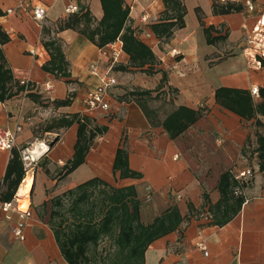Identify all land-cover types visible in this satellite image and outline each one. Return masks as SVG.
Returning a JSON list of instances; mask_svg holds the SVG:
<instances>
[{
    "label": "crops",
    "instance_id": "0c3cea01",
    "mask_svg": "<svg viewBox=\"0 0 264 264\" xmlns=\"http://www.w3.org/2000/svg\"><path fill=\"white\" fill-rule=\"evenodd\" d=\"M172 1L184 8L179 21L182 12L176 7L166 14V0H122L129 13L124 26L152 50L155 61L133 66L119 36L114 42L121 55L111 70L118 82L106 96L110 108L89 110L85 97L100 86L90 65L104 72L109 62L101 47L80 32L86 24L81 16L88 10L95 27L104 16L102 0H0V33L6 34L0 48L15 79L30 84L27 92L0 100V129L15 131L20 124L18 151L35 139L53 138L32 180V215L24 240L13 234L22 220L19 212L0 208V264H70L50 224L51 199L93 177L116 187L134 185L144 224L171 206L178 209L182 223L148 246L144 264H264V172L255 151L257 135L264 133V115L247 119L217 97L218 91L237 90L247 92L254 106L264 100V0ZM38 4L47 8L42 24L32 15ZM69 5L79 10L67 14ZM69 20L75 27L62 28ZM172 21L177 25L171 36L156 33L155 25ZM53 39L62 45L68 76L44 67L51 60L44 42ZM254 86L258 94L252 93ZM182 107L202 114L172 137L164 121ZM82 122L87 135L96 128L103 132L94 136L84 163L64 175ZM119 147L127 149L129 166L140 178L114 173ZM244 149L250 150L247 155ZM12 152L0 149L1 202V195L8 194L4 179ZM243 170L253 171L243 194L227 183L230 199L222 202V177ZM238 196L245 198L239 211L217 224V218L231 213ZM198 243L207 247L208 255Z\"/></svg>",
    "mask_w": 264,
    "mask_h": 264
},
{
    "label": "trees",
    "instance_id": "16d2710c",
    "mask_svg": "<svg viewBox=\"0 0 264 264\" xmlns=\"http://www.w3.org/2000/svg\"><path fill=\"white\" fill-rule=\"evenodd\" d=\"M102 3L104 16L95 27H91L90 12L87 10L82 13L81 17H85L86 24L80 29V32L100 47L112 41L114 42L120 36L123 49L130 55L133 66L143 68L147 63H153L155 57L152 50L135 36V32L131 27L124 26L129 13L127 9L122 7V0H102ZM171 6L182 12L178 14L177 20L179 21L184 13L183 6L172 0H166V14H168ZM77 19L75 18V20ZM70 20L61 27H75ZM177 20L175 22H178ZM175 22L158 24L154 26V29L159 36L169 37L173 33V28L177 25ZM47 31L44 27L43 32ZM2 35L6 34L0 33V44L6 39H2ZM208 38L210 42L213 41V39H210V35ZM44 44L51 54V60L44 67L57 75L68 76V61L61 43L53 39L45 41ZM0 69L6 73L4 78L0 76L1 101L27 89L24 84L15 79L2 48H0ZM29 89L30 87H28ZM136 93H139V91H133L131 94ZM217 97L222 105L238 111L247 119L257 117V113L264 115V100L254 106L247 92L222 90L217 92ZM201 114V111L197 112L182 107L171 113L165 119L164 125L171 136L175 137L182 133ZM256 123L260 125L261 121L257 118ZM85 130L86 124L84 122L80 123L76 152L71 162L65 166L64 175L69 174L84 163L85 156L93 144L94 136L97 135V132H103L101 128H96L94 132L91 130L87 135ZM248 143H250V139ZM257 143L255 151L259 160V168L260 171L264 172V133L257 135ZM249 151V149H244L243 152L247 155ZM12 153L13 157L9 161L4 179L8 186V194L1 195L4 201L12 199L25 176V168L19 151L13 149ZM113 171L114 173L120 172V176L123 178H140L142 176L140 172L130 168L128 152L125 147L118 148L113 163ZM227 183L237 186L238 181L232 173L224 174L220 183V189L223 191L222 202L230 199L231 189L227 187ZM51 201L50 224L54 229L62 254L70 264L89 263L91 260L89 255L90 246L98 245L103 237L114 236L115 233H117L114 239L116 251L110 254L113 256V264H144V254L148 246L156 239L177 229L183 221L178 209L171 206L156 217L152 223H142L140 220L141 202L136 187L134 185L112 186L99 177H93L72 187L62 194L54 196ZM67 201L69 207H66ZM244 201L243 196L236 197L235 203L229 208L231 213L222 218H217L216 223L224 224L228 222L239 211ZM219 206H222V203ZM68 213L73 216V222L70 224Z\"/></svg>",
    "mask_w": 264,
    "mask_h": 264
},
{
    "label": "built area",
    "instance_id": "2783aa9c",
    "mask_svg": "<svg viewBox=\"0 0 264 264\" xmlns=\"http://www.w3.org/2000/svg\"><path fill=\"white\" fill-rule=\"evenodd\" d=\"M249 8H253V3L251 1L247 2ZM79 9L77 6L69 5L66 8V13L71 14L77 12ZM11 11V10H9ZM47 14V8L43 4H38L33 7L32 15L36 21L42 24ZM101 51L103 56L109 62V67L104 72H100L96 64H91L90 68L94 75L99 77L100 86L95 90H91L87 93L85 97V106L89 110L93 109H104L108 110L110 108V104L106 98L109 88L117 84V79L114 75L111 74V70L114 68L116 62L119 60L121 55V46L118 45L117 41L110 42L103 47H101ZM263 55H264V46H263ZM21 84H24L27 89L24 92L28 91V87L30 84L27 81H21ZM50 87V86H49ZM252 93L258 94L259 87L254 86L252 88ZM21 129L20 124L18 123L17 129L15 131L10 130L8 128L0 129V149L12 151L17 146V136L18 131ZM51 142H49L48 138H38L31 142H27L23 146L19 148L20 158L24 164L25 168V176L21 182H24V179L28 175H32L34 177L35 174V166L39 163V161L50 151ZM253 176L252 170H243L239 172L235 176L238 181L237 186H235L236 194H243L244 185L251 180ZM20 184V185H21ZM32 189V188H31ZM25 199V198H24ZM23 196L20 193L15 195V199L10 201H0V208L4 211H9L13 207L19 212L22 220L13 227V234L16 238L20 240L25 239L24 229L27 225V218L31 217V190L28 193V204H25L23 201ZM198 247L204 250L205 254L208 255L209 251L207 247L203 243H198Z\"/></svg>",
    "mask_w": 264,
    "mask_h": 264
},
{
    "label": "rangeland",
    "instance_id": "374dc122",
    "mask_svg": "<svg viewBox=\"0 0 264 264\" xmlns=\"http://www.w3.org/2000/svg\"><path fill=\"white\" fill-rule=\"evenodd\" d=\"M0 76L5 77L6 73L4 70L0 69ZM42 138H48L49 142L52 143L53 138L48 136H44ZM39 164V163H38ZM38 164L35 166V172L39 171ZM66 207H69V202L67 201ZM68 220L69 224L73 222V216L71 213H68ZM116 234L114 236H105L101 239V241L98 243V245H91L89 249V255L92 259V261L88 264H113L112 262V255L116 251L115 242L114 239L116 237Z\"/></svg>",
    "mask_w": 264,
    "mask_h": 264
},
{
    "label": "bare ground",
    "instance_id": "6f19581e",
    "mask_svg": "<svg viewBox=\"0 0 264 264\" xmlns=\"http://www.w3.org/2000/svg\"><path fill=\"white\" fill-rule=\"evenodd\" d=\"M33 176L32 175H28L25 179L24 182L22 183V186L20 187V195L23 196V201L25 202V204H28V193L31 190V184H32V180H33Z\"/></svg>",
    "mask_w": 264,
    "mask_h": 264
}]
</instances>
